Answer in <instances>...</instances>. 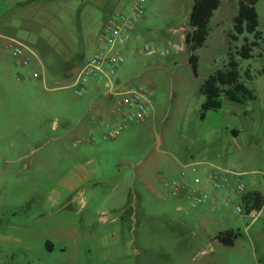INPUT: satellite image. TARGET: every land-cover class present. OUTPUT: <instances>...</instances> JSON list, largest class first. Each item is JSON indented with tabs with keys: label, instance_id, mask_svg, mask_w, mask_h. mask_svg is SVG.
<instances>
[{
	"label": "rangeland",
	"instance_id": "1",
	"mask_svg": "<svg viewBox=\"0 0 264 264\" xmlns=\"http://www.w3.org/2000/svg\"><path fill=\"white\" fill-rule=\"evenodd\" d=\"M18 1L0 0L1 20L13 17ZM193 2L147 1L118 78L150 87L154 106L142 121L121 120L115 138L103 136L114 121L91 131L96 99L111 114L115 98L98 83L77 95L71 83L96 48L103 18L122 11L87 6L74 23L38 29L52 45L25 40L41 54L45 80L18 79L21 68L0 49V264H264V206L253 215L238 212V200L225 205L230 192L196 205L168 192V183L219 167L264 194V41L250 58L237 54L253 36H229L238 0H222L195 51V75L180 36L190 30ZM256 8L264 37V0ZM231 53L256 99L238 103L223 93L222 106L202 117L201 86L227 69ZM231 230L233 245L219 240Z\"/></svg>",
	"mask_w": 264,
	"mask_h": 264
},
{
	"label": "built area",
	"instance_id": "2",
	"mask_svg": "<svg viewBox=\"0 0 264 264\" xmlns=\"http://www.w3.org/2000/svg\"><path fill=\"white\" fill-rule=\"evenodd\" d=\"M147 1L130 0V8L127 12H118L109 16L100 33L99 46L72 78L71 85L77 95L85 94L90 91L91 84L98 83L103 84L108 97L115 98L111 121H114L116 126L104 132L105 138H115L120 135L123 127L121 120L142 121L154 106V94L150 87L144 85L123 86L118 78L119 68L126 61L124 47L131 38L135 25L144 15ZM5 38V41L0 40V49L9 50L13 63L22 68L15 73V76L18 79L45 80V66L36 51L19 39ZM143 50L149 53L154 52L148 43H145ZM32 62H35L36 65L40 64L43 70L36 67L31 68ZM29 68L31 69L29 70ZM191 165L194 172L201 170L199 163ZM220 170L219 167H213L210 170H205L203 176L196 174L191 183L175 180L167 184L168 192L180 200H191L193 205L205 202L208 198L214 202L217 200L218 191L229 184L230 174L233 173L237 176V189L229 194L230 197L235 198L224 200V204L231 205L235 199L238 200L235 203L236 210L238 212L246 211L243 196L248 190L240 178L241 173L225 168L224 173L220 175ZM259 211L252 210L249 213L258 215Z\"/></svg>",
	"mask_w": 264,
	"mask_h": 264
},
{
	"label": "trees",
	"instance_id": "3",
	"mask_svg": "<svg viewBox=\"0 0 264 264\" xmlns=\"http://www.w3.org/2000/svg\"><path fill=\"white\" fill-rule=\"evenodd\" d=\"M222 0H194L189 16L191 29L185 34V43L191 51L189 62L192 65L194 74H198V56L195 51L202 47L209 35V22L214 12L220 6ZM258 0H238V12L234 16L233 31L229 36L237 40L240 35L248 33L253 36L249 41L245 36V42L237 49V54L243 58L253 56V48L264 41L262 32L259 31V19L256 8ZM230 61L227 69L217 70L211 74L202 84L201 91L205 95L202 103L201 115L205 117L206 112L218 109L222 106L221 95L224 93L229 100L246 103L256 99L254 90L241 81L239 63L234 55L230 54ZM247 212L261 210L264 206V194L260 191H248L243 196ZM238 233L234 231L221 232L219 240L225 244L233 245Z\"/></svg>",
	"mask_w": 264,
	"mask_h": 264
},
{
	"label": "crops",
	"instance_id": "4",
	"mask_svg": "<svg viewBox=\"0 0 264 264\" xmlns=\"http://www.w3.org/2000/svg\"><path fill=\"white\" fill-rule=\"evenodd\" d=\"M16 5L17 6L19 5L20 7L17 9H14L12 18L7 19V20L0 19V40L1 41H5L6 39L5 37H13L25 43H27L25 40H32V41L38 42V44L40 45H52L50 41H46L43 38L42 34L38 33L39 32L38 29L40 28L42 29V27H46L47 29H57L59 25L63 26L62 23L64 22V19L72 20V23H74V18L76 17V15H79L82 9H85V7L91 6V5L93 8L97 10L100 9L101 10L100 12L104 14H105V9L107 8V6L115 7V9L118 8L122 12H127L129 10L128 8L129 5L126 3L125 0H91V1L90 0H22V1H18ZM100 12L98 13L100 14ZM108 18H109L108 16H105V18H103L104 20H103L102 29L100 30L98 35L95 37L96 38L95 39L96 41L95 50L99 46V36ZM136 25H135V28H136ZM135 28L133 30V33L135 32ZM133 33H132V36H133ZM132 36L127 41L126 45L127 44L129 45L133 42L134 37ZM180 36L185 40L184 33H182ZM2 50H7V49H2ZM36 53L42 59L41 54L39 52H36ZM35 65L36 63L32 62L31 68H34ZM92 86L93 84H91V88ZM94 104L97 105V108L100 114L93 116L92 122H93L94 128L91 130L92 134L100 130L98 124L100 125L101 123L111 121V114L105 111L101 100L96 99ZM89 140H94V139L89 138ZM234 182L237 183V179L230 176L229 184L225 186L223 189L219 190L218 195H220V193L226 194L227 192H231L232 191L231 185ZM246 189L248 191L257 190V191L263 192L261 190V187L259 186L250 188L246 185ZM178 200L181 204L187 201V200H180V199ZM179 208H182V206H180Z\"/></svg>",
	"mask_w": 264,
	"mask_h": 264
}]
</instances>
